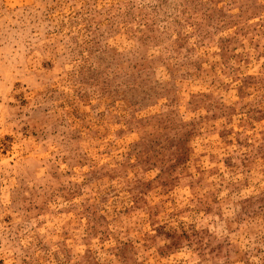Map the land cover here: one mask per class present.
I'll use <instances>...</instances> for the list:
<instances>
[{"label":"rangeland","instance_id":"rangeland-1","mask_svg":"<svg viewBox=\"0 0 264 264\" xmlns=\"http://www.w3.org/2000/svg\"><path fill=\"white\" fill-rule=\"evenodd\" d=\"M0 264H264V0H0Z\"/></svg>","mask_w":264,"mask_h":264}]
</instances>
